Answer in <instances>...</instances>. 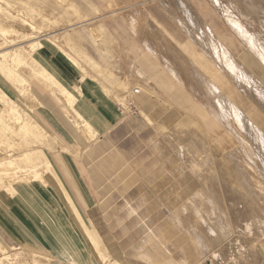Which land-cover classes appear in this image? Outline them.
<instances>
[{"label": "rangeland", "instance_id": "374dc122", "mask_svg": "<svg viewBox=\"0 0 264 264\" xmlns=\"http://www.w3.org/2000/svg\"><path fill=\"white\" fill-rule=\"evenodd\" d=\"M177 1L0 0V53L4 54L0 56V70L15 83L12 85L16 92L8 98L0 91V189L14 182L37 179L42 172L48 171L43 160H47L49 149H55V145H50L54 142V135L45 124L35 123L30 111L33 112L36 105L52 109L58 103L66 107L72 112V124L79 133L76 140L80 143L82 139H94H85L80 133L85 122L73 111L75 98L69 97L64 88L34 63L32 53L38 42L48 39L56 45H63L66 39L77 37L89 52L94 48L98 56L95 60L99 62L97 66L103 67L96 45L88 38L89 30L100 22L109 30H118L115 25L120 24L122 31L130 32L129 21L134 15L138 19L134 25L136 32L131 36L137 47L122 44L124 54L114 44L111 65H108L111 71L115 69L117 76L120 72L118 77L126 86L122 90L115 83V89H108L109 95L118 104L124 122L130 118L137 121L141 118L136 104L138 98L151 99L160 104L157 111L169 109V112L159 121L146 117L152 127L143 135L147 141L146 149L140 151L137 162L125 166L136 175L131 183L124 186L132 189L128 196L132 199L131 213L137 218L138 225L133 231L132 241H123L120 246L126 249L131 245L129 251L135 255V260H130L131 264H143L151 260L150 256L161 257L163 254L170 264H249L245 260L246 250L237 249L232 253L228 246L232 241L237 243L242 235L241 222H246L242 215L239 219L232 217L242 205L236 195L238 185L233 188L230 183V174L240 178L230 156L238 159L236 163H248V160L240 141L233 138L220 118L216 100L208 95L200 78L194 74L196 67L182 47L196 39L194 34L202 31L206 36L213 35L217 43L225 46L238 75L243 76L245 82L241 83L242 86L240 82V85L236 83L234 75L224 67L223 76L231 84H227L231 96L235 97L252 123L253 130L257 132V128L264 134V66L252 51V54L249 52L250 47L231 24L238 22L243 31L260 45L264 54V27L261 24L264 22V0H181L188 11L185 14L177 9ZM162 3L167 6L161 7ZM253 6H257L258 12L253 10ZM152 18L161 25H156ZM179 21H183L180 23L183 27L177 23ZM182 29H188L191 35ZM147 42L152 45L153 56L163 74L167 72L181 86L179 94L172 99L162 92L157 95L143 93L150 88L134 73L133 65L140 51L137 48H146ZM197 50L212 61L216 60L211 58L206 47ZM87 59L95 63L88 56ZM72 61L75 62L74 59ZM103 85L106 86L104 81ZM134 91H140V95ZM58 92L60 97L56 96ZM24 129L27 135L23 133ZM248 144L257 147L253 141ZM27 158L36 159L34 168L27 163ZM127 210L120 212L121 218L126 216ZM255 230L258 233V228ZM196 235L206 250H202V258L195 249L193 237ZM249 248L255 249L254 252L263 259L261 264H264V236L256 237ZM0 264L61 263L36 250L0 249ZM106 264L125 263L122 257L109 258Z\"/></svg>", "mask_w": 264, "mask_h": 264}, {"label": "crops", "instance_id": "0c3cea01", "mask_svg": "<svg viewBox=\"0 0 264 264\" xmlns=\"http://www.w3.org/2000/svg\"><path fill=\"white\" fill-rule=\"evenodd\" d=\"M153 22L161 25L154 19ZM102 25L119 49L122 44L137 47L131 36L136 31L130 27V32L122 31L121 25L116 24L122 34ZM88 38L98 48L90 31ZM79 41L75 37L66 39L63 45H56L41 39L32 59L75 98L73 111L92 128L94 139H82L79 143L76 140L78 132L72 124V112L58 103L52 109L39 105L30 111L37 125L45 124L53 133L54 142L50 145H55V149L48 150L47 161L51 167L40 177L14 182L0 189V249L36 250L61 264H106L109 258L122 257L125 264H131L130 260H135V255L129 251L131 245L122 249L120 243L131 242L138 225L137 218L131 213L132 199L128 196L132 189L124 186L136 175L125 166L137 162L139 154L146 149L147 141L143 135L152 129L146 117L162 120L169 109L157 111L160 104L138 98L136 104L141 118L124 122L118 104L108 92L116 87V82L104 72L111 65V59L98 48L103 67L97 66L94 48L91 53ZM149 46L152 47L147 42L146 48H137L140 51L133 65L134 73L150 88L143 93L157 95L162 92L172 99L179 94L181 86L167 72L163 74L153 56V47L150 50ZM182 50L184 52L183 47ZM87 56L95 63L89 62ZM113 73L122 80L118 77L120 72H117L118 76L115 70ZM12 84L15 83L0 70V91L8 98L16 93ZM137 93L140 95V91ZM56 96L61 95L58 92ZM132 147H136L135 150H130ZM124 210L129 212L121 218L120 212ZM88 223L93 226L89 227ZM94 240L99 249L95 248ZM97 250H100L98 254ZM165 258L164 254L150 256L151 260L143 264H170Z\"/></svg>", "mask_w": 264, "mask_h": 264}, {"label": "bare ground", "instance_id": "6f19581e", "mask_svg": "<svg viewBox=\"0 0 264 264\" xmlns=\"http://www.w3.org/2000/svg\"><path fill=\"white\" fill-rule=\"evenodd\" d=\"M177 2H178L177 9H179L180 11H182L184 14L186 12L188 13V11H186V9H185V6H184L183 2L181 0H178ZM67 4H68V2H67ZM163 6H167V4L162 3L161 4V7H163ZM159 7H160V5H159ZM169 7H170V5H169ZM256 7L253 6V10H255V11L258 12V10H257ZM169 11L171 12V10H168L167 12H169ZM180 17H181V15H180ZM182 17H184V16H182ZM187 18L189 19V16H187ZM137 19L138 18L136 16H134V15L132 17H130L129 27L133 31H135L134 25L136 24ZM191 20H190V22H191ZM176 21H178V20H176ZM183 21L186 22V20H183ZM182 22L179 21L177 23L180 24ZM231 24L233 26V29L242 37L243 41H245L248 44V46L250 47V51L249 52L251 53V51H252L253 54H254V56L259 61V63H261L262 66H264V54L261 52L263 49L262 50L260 49L261 48L260 45H258L256 43V41L253 40V38H251L250 36H248L247 33L245 31H243L241 25L238 22H235L234 21V23L231 22ZM261 24L264 27V22L263 21H261ZM197 25L199 26V23ZM180 26H182V24H180ZM151 27L152 26H150L149 28H151ZM185 28H187V27H185ZM191 28H193V27H191ZM189 29H190V27H189ZM184 30L185 29H182V31H184ZM201 30H202V28H201ZM201 30H199V31L201 32ZM89 31H90L91 35L93 36V38L95 39V41L98 43V48H100L101 51L107 56L106 58H110L111 59L112 58V49H113L112 46L115 44V42L110 37V35L107 33V31L104 28V26L99 22L98 24H96L94 26L93 29H91ZM150 31H152V30H150ZM193 32H196V30H194ZM184 33H187V35H188V33H189L188 32V29H186ZM189 34L191 35V33H189ZM150 35H151V32H150ZM194 35L196 36V39H193V40L191 39L190 41L188 40L189 42H187L183 46L184 52H185V54L188 55V57H191L190 60H191L192 64L196 67V71L194 72V74H196V77L200 78L201 84L207 90L208 95H211L213 97V99L216 100V106L219 108V116H220V118L225 123L226 127L229 129L228 131H229V133H231V135L233 136V138L238 139L240 141V143H241V145L243 147L244 154L246 155L247 160H248V163L247 162L246 163L245 162L236 163V161L238 159L234 158L233 157L234 155L232 157L230 156L231 161H235L234 164H235V168L237 169V170L236 169L235 170L238 171V176H240L239 179H236L234 175H231L230 174L229 175L230 176V183L233 185V186L231 185L233 188H234V185H238V188L240 189V190L239 189L238 190L240 191V193L237 190L236 195L240 199V202H241L240 204L242 205L241 210H238V211L235 210L233 212L232 217H235V219H239L240 215H242V218L246 219V222H241V224H243L241 226V229H240V230H242V235L238 239L237 243H236V241L235 242L232 241L230 243V245H228L229 246V250L232 251V253H233L237 249H239V250L240 249H244V250H246V252H245V260L249 264H261L263 262V259L260 257V255L257 252H254L255 251L254 248H249L248 249V247L254 243L256 237L264 236V134H262L257 128H256L257 132H255L253 130L254 127L252 126V123L250 122V120L248 119V117H246L244 115V113L242 112V110L240 109L238 103L234 99L235 97L233 98L231 96V92L229 91L230 90L229 89L230 87H228V85H227L229 83V81H228V79L225 78V76H223L224 75L223 74L224 73L223 71H225L224 67L227 68V70L232 75H234V78L236 79V80L235 79L234 80H235L236 83L239 84V82H240V84H241V83H245V82L242 79L244 77L243 76L240 77L238 75L237 67L234 65L232 59L230 58V54L227 51V49L225 48V46H223L222 44L217 43L215 41V39L213 38V35H212V37L208 36V34L206 36L203 33V31L200 34L197 33V34H194ZM193 38H194V36H193ZM202 45L204 47H206L207 49H209V52H210V54L212 56L211 58H216V60L219 62L220 65H216L217 64L216 60H213L212 61L210 58H208V55L201 53L200 50L199 51L197 50L200 47H203ZM197 47H199V48H197ZM148 48L150 50H152V47L149 46ZM3 55H4L3 53H0V56H3ZM214 61L216 63H214ZM17 62H19V61H17ZM21 66H22V64H21ZM193 69L194 68H192V70ZM104 72L111 79V81L113 80L114 82L117 83V86L119 88H121L122 90L125 88V86H126L125 83L122 80H119L114 75L113 71H111L109 68H106V70ZM173 72H171V73L174 74L175 72L174 73ZM193 76H195V75H193ZM138 77H139V75H138ZM242 85L243 84H241V86ZM152 89H154V88L152 87ZM67 94H68L69 97L71 96L73 98V96L71 94H69V93H67ZM134 94H138L137 91ZM245 95H247V94H245ZM72 101H73V99H72ZM73 103L74 102H72V104ZM211 107L213 108V106H211ZM4 127L5 126H3V128ZM19 127H21V126H19ZM23 133L25 135L28 134L25 129L23 130ZM80 133L83 135V137H85V139L94 137V134H95V132L92 130V128L88 124H86V123L84 125V128L80 130ZM247 139H248V141H247ZM91 141H93V139ZM250 141L255 142L257 144V147L255 148V147H253L254 145L251 146L250 144H248V142H250ZM236 149H238V148H236ZM22 156H23V154H22ZM239 157H241V156H239ZM223 159H225V158H223ZM240 159H242V158H240ZM35 161H36V159H34V158H31V159H28L27 158V163L31 165L30 166L31 168H34L35 167V165H36L35 164ZM43 162L46 165V167H48V170H49L50 169L49 162L47 160H43ZM219 162L222 163L221 162V159H220ZM232 163H231V165H232ZM221 166L223 167L222 164H221ZM232 171H234V170H232ZM63 172H64V170H63ZM225 174H228V173H225ZM228 186H230V185H228ZM235 188L237 189V186H235ZM71 208H72V206H71ZM91 226H93V225H91ZM91 226L89 224V227H91ZM255 228H258V233H256ZM86 237H88V236H86ZM198 237L199 236L196 235V237H193V240H194V245H195L196 252H197L198 256H200V258H202L203 254H204L202 250H205V248H204V244L201 242L200 239H198ZM92 238L94 239V237H92ZM98 239H100V238H97V240ZM95 242L96 241L94 240V243ZM90 243H92V242H90ZM96 245H98V243H95V245H94L95 248L96 247L98 248V246H96ZM208 248L209 247L206 246V249L207 250H208ZM99 252H100V250L99 251L97 250V254ZM232 253H230V254H232ZM102 254H104V253H102ZM104 258H106V257H104Z\"/></svg>", "mask_w": 264, "mask_h": 264}]
</instances>
